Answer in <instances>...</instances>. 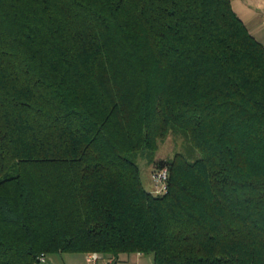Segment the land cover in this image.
Returning <instances> with one entry per match:
<instances>
[{"label": "trees", "instance_id": "1", "mask_svg": "<svg viewBox=\"0 0 264 264\" xmlns=\"http://www.w3.org/2000/svg\"><path fill=\"white\" fill-rule=\"evenodd\" d=\"M67 252L264 264V44L232 0H0V264Z\"/></svg>", "mask_w": 264, "mask_h": 264}, {"label": "rangeland", "instance_id": "2", "mask_svg": "<svg viewBox=\"0 0 264 264\" xmlns=\"http://www.w3.org/2000/svg\"><path fill=\"white\" fill-rule=\"evenodd\" d=\"M232 5L234 10L244 19L249 31L264 44V0H232ZM249 6L253 7L255 11L247 9ZM253 11V12H252ZM258 12V13H257ZM257 13V14H256ZM184 141L182 137L173 135L170 133L165 139L159 141L158 149L154 153L153 160H165L170 159L176 152L183 151ZM136 162L139 167L140 177L143 183V186L148 191H153L154 182L152 180L151 174L154 172L156 165L154 162L149 160L148 157H142L139 155L136 159ZM167 167V166H163ZM160 168L157 167L156 170ZM168 169V167H167ZM74 255L75 260L74 264H93L86 262V257L84 253L80 252H67V253H55L47 255L52 259L51 264H70L65 258L66 255ZM88 255V254H87ZM137 254L136 252H125L118 255L114 258V264H153L152 254H142L140 256V262L136 261ZM88 261V260H87ZM106 255H102L94 264H107ZM112 263V264H113ZM37 264H44L39 262Z\"/></svg>", "mask_w": 264, "mask_h": 264}, {"label": "built area", "instance_id": "3", "mask_svg": "<svg viewBox=\"0 0 264 264\" xmlns=\"http://www.w3.org/2000/svg\"><path fill=\"white\" fill-rule=\"evenodd\" d=\"M152 180L154 182V194H164L168 190V169L167 167H161L155 170L152 174ZM98 255L95 253H91L87 255L88 262L94 263V261L97 259ZM39 262H46L47 256L44 253H41L38 256Z\"/></svg>", "mask_w": 264, "mask_h": 264}, {"label": "crops", "instance_id": "4", "mask_svg": "<svg viewBox=\"0 0 264 264\" xmlns=\"http://www.w3.org/2000/svg\"><path fill=\"white\" fill-rule=\"evenodd\" d=\"M232 7H233V5H232ZM247 9H251V10H253V11H255L254 10V8L253 7H251V6H249V8L247 7V6H245ZM234 9V8H233ZM250 10V11H251ZM252 11V12H253ZM236 12V11H235ZM237 13V12H236ZM258 13V12H257ZM256 13V14H257ZM238 14V13H237ZM239 15V14H238ZM239 17L242 19V21L245 23V21H244V19L239 15ZM245 25H246V23H245ZM247 26V25H246ZM248 28V27H247ZM249 30V29H248ZM251 33V32H250ZM252 34V33H251ZM253 35V34H252ZM254 36V35H253ZM255 37V36H254ZM256 38V37H255ZM257 39V38H256ZM260 41V40H259ZM261 42V41H260ZM137 254V257H136V261H138V262H140V256L142 255V254H140V253H136ZM85 257H86V262H88L87 261V254H85L84 255ZM99 257H101V256H98L97 257V259L96 260H98L99 259ZM67 260H68V262L70 263V264H74V260H75V258L76 257H74V255H72V254H69V255H66V257H65ZM106 258H107V260H109L108 262H107V264H112L113 263V260H114V258L113 257H110V256H106ZM95 260V261H96ZM51 261H52V259H50V261H49V257H47V260H46V262H44V264H51ZM94 261V262H95ZM90 263V262H89ZM94 264V263H93ZM114 264V263H113Z\"/></svg>", "mask_w": 264, "mask_h": 264}]
</instances>
